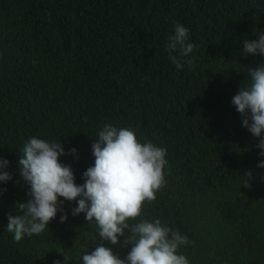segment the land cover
I'll list each match as a JSON object with an SVG mask.
<instances>
[{
  "label": "trees",
  "instance_id": "1",
  "mask_svg": "<svg viewBox=\"0 0 264 264\" xmlns=\"http://www.w3.org/2000/svg\"><path fill=\"white\" fill-rule=\"evenodd\" d=\"M176 23L198 46L181 71L166 51ZM254 33H264V0H0V159L13 177L0 183V264H82L95 250V223L62 198L43 233L16 243L6 227L29 199L23 144L76 149L60 162L80 185L104 124L167 150L166 185L138 220L186 235L178 254L190 264H264V157L232 104L247 70L264 64L242 53ZM103 244L120 258L130 250Z\"/></svg>",
  "mask_w": 264,
  "mask_h": 264
},
{
  "label": "clouds",
  "instance_id": "2",
  "mask_svg": "<svg viewBox=\"0 0 264 264\" xmlns=\"http://www.w3.org/2000/svg\"><path fill=\"white\" fill-rule=\"evenodd\" d=\"M256 40H245L242 53L245 56H264V33ZM189 42V30L179 23L173 25L166 51L178 71L187 65L194 48ZM248 79L242 82L232 104L242 117L243 126L258 139L256 147L264 157V64L247 70ZM92 144L94 165L83 173L84 183L77 185L70 166L60 162L66 153L63 145L30 137L19 149V175L29 188L27 202H17L19 214L9 215L6 230L16 243L25 237L39 235L48 229L49 223L63 212V201L76 202L72 215H85L87 223H95L99 242L94 251L82 255V264H190L180 247L190 243L186 235L163 224L160 219H139L145 203L156 200V193L166 185L165 167L167 150L151 141L141 143L130 127L104 124L96 133ZM9 162L0 159V183L12 180L6 171ZM264 169V161L257 165ZM253 173L244 174V187ZM5 190L0 189V195ZM67 214L60 222L67 221ZM138 221V222H135ZM134 222V223H130ZM123 238V240H121ZM107 241L114 247L130 249L124 258L105 247ZM66 262V257H65ZM59 264V262H57Z\"/></svg>",
  "mask_w": 264,
  "mask_h": 264
}]
</instances>
